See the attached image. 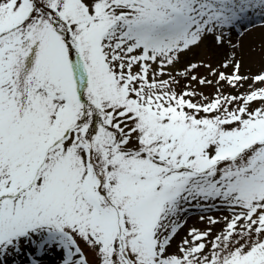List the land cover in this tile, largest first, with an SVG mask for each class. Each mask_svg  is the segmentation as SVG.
<instances>
[{
	"label": "snow or ice",
	"instance_id": "obj_1",
	"mask_svg": "<svg viewBox=\"0 0 264 264\" xmlns=\"http://www.w3.org/2000/svg\"><path fill=\"white\" fill-rule=\"evenodd\" d=\"M0 264H264V0H0Z\"/></svg>",
	"mask_w": 264,
	"mask_h": 264
},
{
	"label": "bare ground",
	"instance_id": "obj_2",
	"mask_svg": "<svg viewBox=\"0 0 264 264\" xmlns=\"http://www.w3.org/2000/svg\"><path fill=\"white\" fill-rule=\"evenodd\" d=\"M248 40H251V37H249ZM246 42H247V41H246ZM195 222H196V221H195V217H193V218H191V219L189 220V223H190V224L195 223Z\"/></svg>",
	"mask_w": 264,
	"mask_h": 264
}]
</instances>
